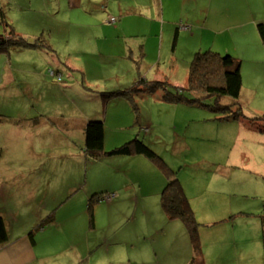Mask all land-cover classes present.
Instances as JSON below:
<instances>
[{"label":"rangeland","instance_id":"374dc122","mask_svg":"<svg viewBox=\"0 0 264 264\" xmlns=\"http://www.w3.org/2000/svg\"><path fill=\"white\" fill-rule=\"evenodd\" d=\"M81 1L77 6L76 0H0V41L6 36L27 43L0 51V216L13 227L8 251L0 252L7 263L0 260L22 264L27 248L40 257L70 239L75 245L66 256H75L76 249L88 255L87 242L94 248L102 242L94 254L109 249L116 259L125 252L130 264H189L188 232L180 219H165L155 196L134 198L129 190L113 207L101 204L111 196L98 178L148 170H131L133 159L118 160L138 154L87 155V131L100 120V149L138 137L176 171L194 204L201 242L206 233L220 243L205 264H264V121L255 119L264 115V71L251 77L246 66L237 98L181 89L196 51L232 54L238 40L230 29L204 38L211 44L201 48L200 33L193 39L180 34L173 48L181 17L203 15L204 0L198 7L165 0V18L173 21L159 18L154 0ZM127 10L119 38L95 26L111 16L121 21ZM163 21L172 27L161 41ZM115 22L109 24L117 27ZM180 90L188 101L163 98ZM94 194L103 198L89 207ZM200 194L210 203L206 210L198 204Z\"/></svg>","mask_w":264,"mask_h":264},{"label":"crops","instance_id":"0c3cea01","mask_svg":"<svg viewBox=\"0 0 264 264\" xmlns=\"http://www.w3.org/2000/svg\"><path fill=\"white\" fill-rule=\"evenodd\" d=\"M164 1L165 0H154V6L156 8V12L159 18L167 21L177 20L176 17L175 19L165 18ZM188 1L191 2L192 5L198 7L200 5L201 0H183L182 5L184 6L185 3H187ZM76 4L77 6H81L82 1L76 0ZM202 5H203V9H202L203 15L200 14L199 16L200 18L194 16L195 19L192 20L190 18H194V17H189L186 14L184 15V17H181L180 20L182 21V23L181 22L178 23V30L176 31V37L180 36V34H183L184 37L193 39L197 33H200L199 36L200 43L205 44V45H200L202 48V46H206V44H211V43H205L204 38L208 39L211 35L214 34L217 35L222 31L224 32L228 31L229 34V30L234 29L235 34L233 33L230 34V37L236 36L238 37V40L233 39L235 42L233 44L234 47L232 54H235V56L237 57L240 56L242 57V62L240 67L242 70L241 75L243 74V72H245V67L248 66L249 74L251 75V77L255 76L257 78L259 72L262 70L264 71V47L257 30L258 23L260 22L264 23V0H204V4ZM99 6H102V3H100ZM127 14H128V10L125 11V13H123V17L121 21L120 18H118V20L115 22L117 23L120 21L117 27L110 25L108 19H107L108 24L105 22L103 23L102 20L101 21L96 20L95 26L99 27L100 31L102 30V27H106L109 29L107 30L108 31L107 33L111 35L114 34V37L119 38L117 31L118 29H123V20L124 18H126ZM180 24L189 26V29L182 28ZM170 27H172V23H165V21H163V25L160 26V34L158 35L156 33L161 41L163 36L166 34L165 32ZM155 31H158V29ZM124 45L128 46V41H126ZM128 47H130L131 49V46ZM193 50L196 51L197 49L195 48ZM216 50L219 51V49ZM98 121L100 120L94 121L95 123L92 124L91 128L99 130L102 134L104 133L103 127L101 123H99ZM101 138L102 139L104 138L103 135ZM140 155L141 154L133 156V158H127V156H121L120 158H118V160L133 159L132 161L139 163L137 165L139 166L141 165V167L137 168V165L131 161L130 163L127 164L130 167V169L132 168L131 170H148L145 174L143 173V171H141L139 174L130 176L128 170L124 169L120 175H117L115 177L112 178L106 177L107 179H105L104 177H101L100 179L98 178V180H100L102 185L104 186L105 192H110L108 194L111 196V198L107 200L108 202H102L101 204L106 205L108 207H113L112 202L117 200L119 197L124 196L126 193H128L129 190H132L135 193L134 198H138V196H155L156 197L155 199L159 200L160 202V197H159L160 192L165 186L167 179L165 180V178H163L159 174L160 172L159 170H157L158 168H155V166L150 164L149 162L151 161L150 159L145 160V157ZM91 159L92 158H90V160ZM106 159H104L105 162L107 161ZM134 183L137 184L136 188L131 186ZM196 196L194 198H196ZM199 197H200V201L198 202V204L202 205L203 208L206 210V206H209L210 203L206 201V199L202 194H200ZM189 198L190 197H188V199ZM192 198L193 197H191V200ZM189 202L191 204L190 199ZM137 206H138V201L135 207ZM141 207L144 209V201H142ZM195 210L196 212H198L197 208ZM2 217L4 219L6 218L4 213H2ZM165 219H167L166 216ZM223 219L224 218L215 219L213 221H207V222L208 224H216ZM5 221L7 223V227L9 230V237L5 243L3 244L0 243V252L8 251L9 249L7 247L9 245L8 243H12L10 242L9 238H10V230L13 227L10 225V222L7 220V218L5 219ZM155 228H159V226H155L154 229ZM208 231H210L209 232L210 235V233L213 230L208 229ZM205 235L206 233L202 235L201 246L203 247V251L206 259L209 258L207 256L210 251H211L210 253V258H211L214 251L219 248L220 243L214 237L208 236L207 238H205L206 237ZM24 239L25 237H20L17 240H24ZM74 241L75 240L65 239L60 244H58L56 248L52 249L53 251H49L50 249H48L40 257L38 256L34 257L32 253H30L31 249L28 250L27 248V251L23 254L24 256L22 262L24 263L22 264H81V262H83L82 264H130L132 260V259L126 260L125 252H120L119 257H117L116 259H112V257H109L110 256L109 249H106V252L99 250L100 252L97 253L98 255L94 254L95 253L94 251L98 246L102 244V242L98 243L96 245L97 246L96 248H94L91 243L87 242V244L85 245L87 246V250L89 252L88 255L86 253L85 254L82 253L81 250L79 252V249H76L78 252L75 253V256L73 254H71L70 256H66L65 251L66 252L69 251V248L75 245ZM48 243L51 244V239L49 240V242L46 243V245ZM83 245L84 244L81 243L78 246H83ZM226 245H231L229 239ZM6 258L7 257L5 256V253L0 255V259H2L4 263H7L5 261ZM4 263L0 260V264H4ZM245 264H249V263H245Z\"/></svg>","mask_w":264,"mask_h":264},{"label":"trees","instance_id":"16d2710c","mask_svg":"<svg viewBox=\"0 0 264 264\" xmlns=\"http://www.w3.org/2000/svg\"><path fill=\"white\" fill-rule=\"evenodd\" d=\"M3 19V13L0 11L1 24L3 23ZM5 26H8V24L5 23ZM177 30L178 26L175 27L173 48L176 43ZM257 30L264 47V24L258 23ZM12 33V29H10L8 34L11 35ZM18 43L23 45L27 44L23 38L11 39L5 36V38L0 41V51L7 49L8 46ZM240 67L241 59L232 54H221L220 52L211 48L196 51L189 63L187 85L184 88L181 87V89L200 90L206 92L208 95L216 96V98H220L221 96L225 95L237 98L242 88V75ZM113 92L105 95L104 100L107 96L113 94ZM163 98L178 102H185L189 100L181 90L179 92H169V94L166 95L163 94ZM237 115L238 113L233 114L232 116L236 117ZM255 119H262V121H264V115ZM90 131H95V134L90 133ZM87 134L88 143L85 150L88 156L92 158H103L110 155L141 154L150 159L163 172V174L166 176L167 182L160 192V204L162 210L168 220L180 219L186 231L188 232L191 246L193 248V256L191 257L189 264H205V258L202 252L201 239L199 235L200 223L194 216L193 209L181 185V182L176 175V171L173 170L162 157H160L154 150L145 144L142 139L138 137H135L128 142L116 146L110 150H103L100 149L99 146H96V144H101V132L97 129L91 128L87 131ZM96 134L99 140H97ZM102 198V194L92 195L88 200V206L90 207L93 202L96 200L100 201ZM8 237L9 230L7 223L5 219L0 216V243H5L8 240ZM31 238L33 240L32 235Z\"/></svg>","mask_w":264,"mask_h":264},{"label":"built area","instance_id":"2783aa9c","mask_svg":"<svg viewBox=\"0 0 264 264\" xmlns=\"http://www.w3.org/2000/svg\"><path fill=\"white\" fill-rule=\"evenodd\" d=\"M117 20V18H115L114 16H111V17H109V22H115ZM182 28H184V29H188L189 28V26H187V25H184V24H182V25H180ZM48 74L50 75V76H52L53 78H55L56 79V81H62V77H61V75H57V74H55V72L51 69V68H49L48 69ZM106 197H110V196H106Z\"/></svg>","mask_w":264,"mask_h":264}]
</instances>
